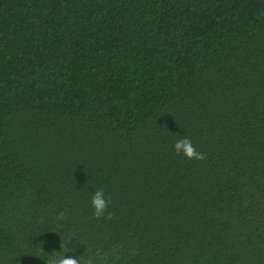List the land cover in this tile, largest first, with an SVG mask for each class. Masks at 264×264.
I'll use <instances>...</instances> for the list:
<instances>
[{
  "label": "trees",
  "instance_id": "1",
  "mask_svg": "<svg viewBox=\"0 0 264 264\" xmlns=\"http://www.w3.org/2000/svg\"><path fill=\"white\" fill-rule=\"evenodd\" d=\"M62 250L264 264V0H0V264Z\"/></svg>",
  "mask_w": 264,
  "mask_h": 264
},
{
  "label": "clouds",
  "instance_id": "2",
  "mask_svg": "<svg viewBox=\"0 0 264 264\" xmlns=\"http://www.w3.org/2000/svg\"><path fill=\"white\" fill-rule=\"evenodd\" d=\"M173 147L177 156L182 155L189 160L195 161H202L206 159V154L202 151H198L191 139L187 136H182L180 139L175 141ZM91 204L93 208V214L96 218L103 217L110 219L112 217V213L109 211L111 198L106 195L103 188H99L94 191L91 197ZM56 219L63 221L66 219L65 213L63 211L57 212ZM68 251L62 250L48 255V258L45 259L46 264H96V261L92 258H89L87 261H85L82 260L81 257H66L65 253Z\"/></svg>",
  "mask_w": 264,
  "mask_h": 264
}]
</instances>
